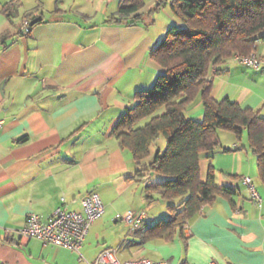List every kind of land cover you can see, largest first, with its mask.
Listing matches in <instances>:
<instances>
[{
    "label": "crops",
    "instance_id": "crops-1",
    "mask_svg": "<svg viewBox=\"0 0 264 264\" xmlns=\"http://www.w3.org/2000/svg\"><path fill=\"white\" fill-rule=\"evenodd\" d=\"M86 1L54 0L48 8L39 0L27 10L24 0H0V264H84L77 251L23 236L21 229L32 213L46 218L58 206L81 210L90 190L106 205L146 210L142 225L130 231L142 239L132 258L151 259L147 246L160 250L169 264H209L212 259L264 264V184L248 142H221L200 158L201 179L213 165L216 183L233 187L234 193L205 205L185 227V239L147 243L148 227L171 214L167 207H146L155 201L165 206L157 191L151 201L145 198L147 179L160 181L164 175L127 179L140 165L112 129L135 92L150 87L163 70L150 51L170 25L180 22L168 1L145 0L134 23L109 19L121 0H104L99 9ZM7 3L15 4L8 12ZM26 17L37 19L28 34L21 26ZM256 52L264 56V39L256 41ZM213 95L264 116V71L230 57L215 76ZM187 111H198L195 117L202 118V101L195 100ZM193 112L188 115L194 117ZM222 130L220 139L226 136ZM247 175L261 194L258 202L243 181ZM97 219L81 249L92 246L89 236L94 237L93 225L94 231L99 227Z\"/></svg>",
    "mask_w": 264,
    "mask_h": 264
},
{
    "label": "trees",
    "instance_id": "trees-1",
    "mask_svg": "<svg viewBox=\"0 0 264 264\" xmlns=\"http://www.w3.org/2000/svg\"><path fill=\"white\" fill-rule=\"evenodd\" d=\"M167 1L159 0V5ZM13 5L7 3L5 10ZM144 5L145 0H121L109 19L134 23ZM170 7L180 24L170 25L150 51L163 70L150 87L135 92L134 102L112 129L140 165L127 179H146L152 172L164 175L160 181L147 179L145 185V198L151 201L157 191L171 213L148 227L149 239L171 238L177 231L185 239V227L205 205L218 195L234 193L233 187L216 183L213 165L205 180L200 175L202 154H211L221 145L220 129L233 131L237 140L247 132L264 184V116L229 97L213 95L220 65L236 52L256 51V41L264 39V0H170ZM197 99L202 101V118L187 114ZM160 134L165 148L148 159L150 146Z\"/></svg>",
    "mask_w": 264,
    "mask_h": 264
},
{
    "label": "built area",
    "instance_id": "built-area-1",
    "mask_svg": "<svg viewBox=\"0 0 264 264\" xmlns=\"http://www.w3.org/2000/svg\"><path fill=\"white\" fill-rule=\"evenodd\" d=\"M32 24L31 17L23 19L21 26L25 34L31 32ZM232 57L240 63L264 71V56L259 55L256 51L251 53L236 52ZM243 181L249 187L254 201H260L261 194L253 178L247 175L244 176ZM81 203V210L58 206L46 218H42L37 213L30 214L26 225L21 229V234L26 237H37L44 243L68 247L80 252L92 223L95 219L102 217L105 212L104 201L95 190L88 191L83 196ZM116 217L132 228H136L147 217V212L145 209H130L124 213H118ZM91 264H169V261L165 259L153 260L146 257L121 259L117 256L114 248L105 247ZM209 264H220V262L212 259Z\"/></svg>",
    "mask_w": 264,
    "mask_h": 264
},
{
    "label": "rangeland",
    "instance_id": "rangeland-1",
    "mask_svg": "<svg viewBox=\"0 0 264 264\" xmlns=\"http://www.w3.org/2000/svg\"><path fill=\"white\" fill-rule=\"evenodd\" d=\"M25 1V7L28 10V6H31L32 4L35 5L37 4V2H39V0H24ZM44 1V6L50 8V6H53L52 4L54 3V0H42ZM104 0H87L86 1V5L90 8L92 6H95L96 9H99L100 7V3H102ZM157 3V2H156ZM168 6L170 7V0H168ZM22 6L19 7V9ZM50 12H46V16H49ZM20 20V16L17 17V20ZM193 112V111H192ZM191 111H187V114H192ZM196 113L193 112V116H198V111H195ZM200 116V115H199ZM203 116V113H202ZM196 118V117H195ZM198 118V117H197ZM144 121L140 122V124H143ZM222 131H226V136L221 137L222 139H220L221 142H224L226 144H230V142L234 143V142H239L243 145L247 144L248 142V136H247V132L244 131V133L242 134V138L241 140H237L235 133L231 130H227V129H223ZM165 137L163 134H160L157 139L155 141L152 142L151 146H150V150H151V155L148 159H150L159 149V147L161 146V150H163L165 148ZM159 173V172H157ZM159 200V199H157ZM164 201L165 206L160 205L159 206V201H155L152 202L149 206L147 205L146 207H149L150 210L151 209H155L157 210L158 208L161 211H164V209H166L167 207V201L165 199H162ZM166 201V202H165ZM124 204H117L115 206L112 205H106L105 204V213L102 215V217L97 219L98 223V228L97 231H94V225H93V236H89V238H92L91 244L92 246L86 249V246H88V243L85 245V248L80 249V252H77V257L79 255H83V263L84 264H88L85 261V258H93L92 260H94L95 258L93 257L94 254H96V251L98 248L103 247V246H108V247H112L117 251V255L119 258L121 259H130L132 258V252H134L135 250L139 249L142 244V239L139 235H136L135 232H130L132 231V226H129L128 224H126L124 221L122 220H115V215H117L118 213H124L127 210L130 209H138V207H134V206H130V207H123L121 208V206H123ZM159 210V211H160ZM167 212V210H165ZM91 233V232H90ZM88 235V234H87ZM174 237L171 238H167V237H152L150 239H148L147 243H172L173 240L175 239L176 236L180 237V235L178 234V231L173 235ZM141 240V243H140ZM148 253L146 254V256H149L151 259H155V260H159V259H165V260H169V258L167 257H161L160 258V250H158L155 247H151L148 248L146 246ZM145 248V249H146Z\"/></svg>",
    "mask_w": 264,
    "mask_h": 264
},
{
    "label": "water",
    "instance_id": "water-1",
    "mask_svg": "<svg viewBox=\"0 0 264 264\" xmlns=\"http://www.w3.org/2000/svg\"><path fill=\"white\" fill-rule=\"evenodd\" d=\"M35 21H37V19H36V20H34V21H33V23H34Z\"/></svg>",
    "mask_w": 264,
    "mask_h": 264
}]
</instances>
